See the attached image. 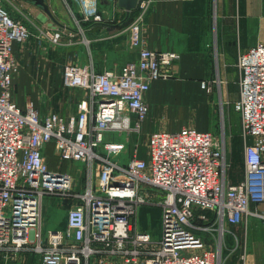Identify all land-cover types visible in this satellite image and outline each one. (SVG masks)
<instances>
[{"label": "built area", "instance_id": "1", "mask_svg": "<svg viewBox=\"0 0 264 264\" xmlns=\"http://www.w3.org/2000/svg\"><path fill=\"white\" fill-rule=\"evenodd\" d=\"M81 21L112 20L99 0H74ZM154 0H137L126 27L137 59L97 72L92 64L65 65L62 86L81 88L86 97L75 114L39 115L30 101L20 108L13 97L16 60L13 45L31 32L0 5V251L30 250L40 264H222L218 258L225 223L238 225L264 213V42L237 58L243 177L227 180L225 149L211 132L182 127L146 137L145 156L131 151L113 133L139 132L147 116L149 83L165 77L162 68L177 54L141 46V26ZM1 4V0H0ZM61 44L62 32L38 30ZM68 32L67 44L74 41ZM88 45V39L80 40ZM202 87H209L205 82ZM46 145L60 161L84 162L86 181L78 189L68 172L52 169ZM121 154H129L121 161ZM44 197L68 200L66 225L42 236ZM161 209L160 235L153 240L137 227L139 208ZM206 235V236H203ZM211 241V242H209ZM213 243L214 247L211 246Z\"/></svg>", "mask_w": 264, "mask_h": 264}, {"label": "crops", "instance_id": "2", "mask_svg": "<svg viewBox=\"0 0 264 264\" xmlns=\"http://www.w3.org/2000/svg\"><path fill=\"white\" fill-rule=\"evenodd\" d=\"M108 1L99 0V4H106L112 20L82 21L75 28L70 27L75 35L72 45L55 47L36 34L13 45L17 65L13 97L20 108L32 98H39L43 99L36 106L39 115L56 113L67 118L75 114L80 99L86 97L79 88L69 92L68 87L62 86L67 62H90L95 71L101 72L137 59V49L130 48L126 39V27L135 7L127 14L117 0ZM83 36L88 45L80 42ZM258 42H264V0H154L141 26V46L174 52L177 58L162 68L165 77L149 83L144 96L148 112L139 132L113 133L108 138H117L131 151L138 143H130L134 135L146 141L150 133L176 132L182 127L208 131L218 137L223 131L229 133L234 112L238 113L234 109L239 94L237 58ZM203 82L209 90L202 87ZM238 125L234 130L240 132V122ZM138 156L146 157L140 152ZM128 157L129 154L120 155L123 162ZM262 158L264 162V153ZM241 164L242 173L229 182L237 183L243 177V153ZM249 209L264 213V204L251 203ZM65 225L64 213L56 230ZM224 228L227 234L223 264H264L261 218L249 215L246 222L225 223Z\"/></svg>", "mask_w": 264, "mask_h": 264}, {"label": "rangeland", "instance_id": "3", "mask_svg": "<svg viewBox=\"0 0 264 264\" xmlns=\"http://www.w3.org/2000/svg\"><path fill=\"white\" fill-rule=\"evenodd\" d=\"M105 1L109 3L108 0ZM46 3L48 5L51 16L47 15L40 8L32 5L30 1H28L27 3L25 2V0H1L0 5L2 8H4L7 11L9 17L12 20L19 21L21 24L29 28L31 32L29 38L32 37L33 34L39 36L38 33L39 29L43 31H52L51 30L52 27H57V29L62 32V36L65 35L64 38H66L65 42L63 43L61 36V44H65L63 46H69L74 44L75 43L74 34L72 38L74 43L67 44V40H68V32L73 33L70 27L75 28V26L77 25L76 19H81V14L78 11V7L75 1L46 0ZM99 6L104 12L106 13L109 12L106 9L105 3L104 5L99 4ZM58 24H60L61 26H59ZM82 38L86 39L84 36ZM48 43L51 44L50 42ZM51 45L55 47H60V45H55V44H51ZM66 64L79 65L72 62L71 63L67 62ZM13 88H14V79H13L12 90ZM74 89L76 88H71V87L66 88V90H68L69 92H72ZM81 90L84 91L83 89ZM31 100L32 101L30 102L33 104V107L36 110H37L36 107L37 103H41L43 101V99L41 100L39 98H32ZM239 122H240L239 114L234 112L232 130L229 133L228 131L221 132L219 134V137L215 135L222 143L223 148L225 149V167H226L225 174L228 181L229 180L234 181L242 173L241 158L243 153V140L242 138H240L241 135L239 129L236 131L234 130V126H237ZM136 141H138L140 154L142 155L145 154V140L143 138L138 139L137 136L134 135V139H132L130 143L133 144ZM44 155L48 159V165L50 168L52 169L59 168L63 172L66 171L70 173L76 180L77 188L78 189L83 188L86 181V164L84 162L60 161L53 154L51 145L45 146ZM68 208H70V203L68 200H61L59 198H54V197L43 198L42 211L40 215L42 236H46L47 232L50 230L54 231L57 229L56 225L63 217V214L64 213L66 214ZM160 223H161L160 207H158L157 205H145L139 208L137 214V227L141 231L146 232L153 240L158 239L160 235ZM225 234H227L226 231L223 233V236L220 237L221 248L218 249L219 251L218 258L220 259V262L222 264L224 262V251H225L224 245H226V241L224 238ZM231 234H235V232ZM211 246L214 247L213 243L211 244ZM25 262H27L28 264H40L39 255L35 254L30 250H24L16 254H11L6 251H0V264H25ZM94 262H95L94 259H90L87 264H94Z\"/></svg>", "mask_w": 264, "mask_h": 264}, {"label": "water", "instance_id": "4", "mask_svg": "<svg viewBox=\"0 0 264 264\" xmlns=\"http://www.w3.org/2000/svg\"><path fill=\"white\" fill-rule=\"evenodd\" d=\"M28 1H30L34 6L40 8L47 15L51 16L46 0H28ZM117 1H118V5L123 7L126 10L127 14L131 9H133L136 6L137 3V0H117Z\"/></svg>", "mask_w": 264, "mask_h": 264}]
</instances>
